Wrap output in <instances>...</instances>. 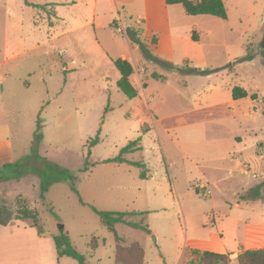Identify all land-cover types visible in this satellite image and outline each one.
I'll use <instances>...</instances> for the list:
<instances>
[{
    "label": "rangeland",
    "instance_id": "1",
    "mask_svg": "<svg viewBox=\"0 0 264 264\" xmlns=\"http://www.w3.org/2000/svg\"><path fill=\"white\" fill-rule=\"evenodd\" d=\"M31 1L46 7L34 20L26 15L23 28L0 13L1 225L32 224L43 237L68 235L86 264H114L116 243L91 208L147 213L153 235L122 224L115 228L124 246L143 247L142 264H190L189 251L195 249L187 240L209 231L221 232L232 252L264 225V114L249 110L264 104L243 99L230 109L234 117H226L220 108H208L206 78L155 71L134 48L128 61L135 71L147 68L141 75L146 86L135 81L138 95L128 99L116 86L120 74L112 61L121 46L128 47L126 27L137 32L143 27L137 23L139 5H119L109 27L108 10L93 18L92 0ZM21 3L0 0V10L14 12ZM252 5L244 4L241 54L253 60L233 64L235 80L223 67L225 50L217 43L210 61L223 72L212 81L225 92L227 75L228 82L264 101L261 20L249 19L251 10L259 12V5ZM228 10L237 23L236 7L228 3ZM176 20L171 13V24ZM149 112L161 122L146 119L150 132L142 133L140 122ZM138 137L142 149L124 157L145 163L146 180L128 164L104 162ZM59 264L78 262L62 257Z\"/></svg>",
    "mask_w": 264,
    "mask_h": 264
},
{
    "label": "crops",
    "instance_id": "2",
    "mask_svg": "<svg viewBox=\"0 0 264 264\" xmlns=\"http://www.w3.org/2000/svg\"><path fill=\"white\" fill-rule=\"evenodd\" d=\"M191 1L197 2L200 0ZM27 2L35 5L46 6V4L34 3L31 0H27ZM223 2L227 12L226 20L205 15L193 17L187 16L188 18H191L188 19L191 22L188 25L184 24L183 22L184 18L182 16L183 14H185L183 7L181 5L168 6L166 5L165 0H92V16L96 20L99 13L98 10H100L102 13L108 10L110 14L107 24L109 25V27H112V24L115 21V13L118 12L119 5L125 6L131 5L133 3L138 4L140 8L138 12L139 18L137 20V23L143 25V27L140 28L141 40L145 45L148 46L150 53L157 59L170 63L176 67L187 65L189 68L194 69L195 73L188 74L189 77L203 76L204 78H206L208 80L207 93L211 94V99L209 101L210 104L208 108H220L226 117L230 116L233 118L235 112H231L230 109L233 106H237V104H239V101L249 98L251 96V93L243 88V90L247 92L248 96L235 101L232 99L231 92L233 87L238 86L234 85L232 81L228 82V77L227 75H225V87L227 91L225 90V92H223L219 83L214 80L212 81V76L218 74L219 72H223L221 69L224 67L228 72H230V74H235V80L239 79L238 75L235 73L236 68L233 66V64L237 63L242 66L243 62H245L243 58L246 57L245 55L241 54V49L243 48V22L245 18L243 15L244 4H247L250 7L253 6L252 4L259 5V12L256 14V12H253L251 10L250 12L252 15H249V19L252 18L253 22L256 20H261L259 29L261 37L264 30V0H223ZM228 3H231V5H234L236 7L235 18L236 21H238L237 23L231 21V15L229 14L228 10ZM4 6H6L5 3ZM175 6H181L182 11H179V9L173 10L172 8ZM2 11L5 16L12 15L13 18H16V23L18 24V26L23 28V18L26 15L34 20L38 12H41L42 10H38L33 6H29L25 3L24 0H22L21 5L18 6V8L14 12L10 11L8 8L0 10V13ZM171 13L177 19L176 23L173 25L170 22ZM208 18H214L215 20L212 21ZM210 23L214 26H217L219 31H214L212 27L209 26ZM91 26L95 28L97 27L99 29L103 28L101 24H99L98 26L97 24L93 23L91 24ZM198 32L203 35V38L206 42H203L200 35L197 36ZM193 33L196 36V40H193L192 38ZM19 36L21 37L16 38L18 49H20L24 45V37L22 35ZM217 39H219V42L216 41ZM153 40L155 41V43H153ZM217 43H222V46L225 50V66L223 67H216L213 63H211L212 61H210L212 60V58H214L211 55L214 54V48L218 46L216 45ZM133 48L135 50H139V48L133 45L131 42L128 43V47L121 46L119 58L128 61V51L130 50L129 52H131ZM252 60L253 56L251 60L246 62H251ZM262 60L264 61L263 54ZM146 62L152 65L155 71L159 70L157 68L159 67L158 65L152 63L151 61H148L147 59ZM207 69L216 70V72L208 75L199 74L201 71ZM140 72H142V74H140ZM172 73L175 74L177 73V71L172 70ZM143 74H147V68H145L144 66L139 69V71H135L133 68V74L129 79L132 86L135 85V81H138L142 88H145V81L141 80V75ZM152 76H155V78L157 77L159 80L160 77L166 79V77L161 73L158 74L156 72H153ZM221 95L223 96L222 100H220ZM252 95H256L255 100L258 104H264L263 100L257 98V94ZM249 110H251L254 114H264V106L263 108L258 109L254 105H251L249 106ZM147 115L148 116H146V118L141 120L140 126L141 130L145 128L148 132H150V127L145 120L150 118L157 124L161 121L157 120L156 116L154 117L151 112L147 113ZM228 155L230 157V154ZM231 160L233 159L231 158ZM246 168H249V166H246ZM246 172L247 171L241 170L239 174L245 175ZM220 233L221 232L219 231H209L205 235L206 237L202 239L187 240L186 244L189 249L224 254L230 256L233 259L236 258L240 252L245 250L264 249V225L260 226L258 231L253 234L247 233L241 245L238 246L237 250L232 252H229L230 250H228L223 236ZM53 237L55 236H40V234L32 224H11L10 222H6V225L0 224V264H59V261L62 257L59 258L57 255ZM154 239L155 241H157V238L154 237Z\"/></svg>",
    "mask_w": 264,
    "mask_h": 264
},
{
    "label": "trees",
    "instance_id": "3",
    "mask_svg": "<svg viewBox=\"0 0 264 264\" xmlns=\"http://www.w3.org/2000/svg\"><path fill=\"white\" fill-rule=\"evenodd\" d=\"M24 1L27 5L33 6L38 10H43L46 7L28 3L27 0ZM165 3L168 6L181 5L187 16L193 17L205 15L216 17L222 20L227 19V12L223 0H200L197 2H193L191 0H165ZM129 27L130 26L126 27V35L129 41L142 51L144 57L148 61H151L164 70H176L177 72H183L185 74L195 73V70L189 68L187 65L176 67L170 63L154 57L150 53L148 46L145 45L141 40V30L137 32L134 29H130ZM192 38L193 40H196V36L194 35V33L192 35ZM153 43H155L154 40ZM251 59V55H247L243 58V60ZM112 62L114 68L120 74V78L116 83L117 88L121 90L128 99L137 97V91L134 89L129 80L130 76L133 74V66L131 65V63L120 58L113 60ZM214 72H216V70L207 69L201 71L199 74L208 75ZM231 93L232 99L235 101L248 96L247 92L240 87H233ZM250 98L254 100L256 99V95H251ZM141 131L142 133L148 132L145 128H143ZM97 142L98 138L96 137L89 142V146H92ZM140 142L141 137H138L136 140L129 142L125 147H123L116 157L107 159L104 162L109 164H128L139 170V177L141 180H146L148 171L146 169L145 163L143 161H129L124 157V155H129L140 151L142 149ZM80 203L84 204L81 200ZM91 210L98 216L101 225H103L109 232L115 235L116 243L114 252V264H142L144 253L143 247L137 242L131 243L129 246H124L125 239L124 237L118 236L116 234L115 228L118 224H122L136 230H141L146 235H149L151 234V230L146 222L147 213L110 212L101 211L94 208H91ZM32 218L33 220H35L34 216H32ZM136 218H139V220H130ZM53 240L59 258L68 257L78 262V264H86L85 257L77 250H75L68 235L61 233L60 235L53 237ZM94 249H96L95 245L93 246V250ZM189 252L193 257L190 260V264H228L230 261L229 256L224 254L199 250H190ZM234 264H264V249L242 251L234 259Z\"/></svg>",
    "mask_w": 264,
    "mask_h": 264
},
{
    "label": "water",
    "instance_id": "4",
    "mask_svg": "<svg viewBox=\"0 0 264 264\" xmlns=\"http://www.w3.org/2000/svg\"><path fill=\"white\" fill-rule=\"evenodd\" d=\"M260 48L264 49V30H263V34H262V40H261V43H260Z\"/></svg>",
    "mask_w": 264,
    "mask_h": 264
},
{
    "label": "built area",
    "instance_id": "5",
    "mask_svg": "<svg viewBox=\"0 0 264 264\" xmlns=\"http://www.w3.org/2000/svg\"><path fill=\"white\" fill-rule=\"evenodd\" d=\"M228 264H234V259L233 258H230V261Z\"/></svg>",
    "mask_w": 264,
    "mask_h": 264
}]
</instances>
